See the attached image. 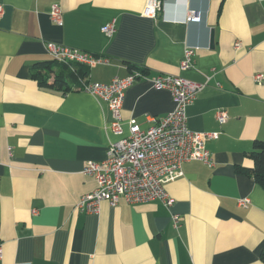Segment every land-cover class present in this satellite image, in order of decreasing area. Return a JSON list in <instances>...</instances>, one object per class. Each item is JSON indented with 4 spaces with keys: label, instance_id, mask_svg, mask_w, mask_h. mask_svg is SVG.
<instances>
[{
    "label": "crops",
    "instance_id": "crops-1",
    "mask_svg": "<svg viewBox=\"0 0 264 264\" xmlns=\"http://www.w3.org/2000/svg\"><path fill=\"white\" fill-rule=\"evenodd\" d=\"M161 2L147 18V0H0V264H264V189L237 172L253 166L247 155L264 139V0H224L219 17L222 0ZM54 4L61 26L50 18ZM189 11L200 21L187 22ZM113 20L109 38L102 29ZM49 42L107 59L91 67L90 83L142 67L150 77L205 84L187 110L188 126L219 134L206 145L215 166L184 163L166 186L170 208L121 200L80 213L76 205L97 187L83 174L86 164L105 160L119 138L106 103L33 80L34 67L52 60ZM188 50L193 66L181 71ZM173 109L169 91L135 82L122 109L125 135L129 119L146 130Z\"/></svg>",
    "mask_w": 264,
    "mask_h": 264
},
{
    "label": "built area",
    "instance_id": "built-area-1",
    "mask_svg": "<svg viewBox=\"0 0 264 264\" xmlns=\"http://www.w3.org/2000/svg\"><path fill=\"white\" fill-rule=\"evenodd\" d=\"M161 0H147L143 15L154 18L161 9ZM5 9L0 5V17ZM50 18L58 26L63 24V10L54 4ZM200 16L195 11H189L187 22H199ZM103 33L112 38L116 33V20L108 23L102 29ZM240 44H236L238 48ZM47 52L59 63H78L94 67L109 61L102 57L49 42ZM194 50V49H193ZM193 50L185 53L180 65L181 71L190 70L193 66ZM139 67L123 78H115L109 83H89L84 92L97 97L106 103L112 114L108 126L112 134L119 139L110 144L107 157L101 162L89 161L83 174L93 177L97 183L96 189L85 194L76 205L80 213L98 214L103 202L117 206L121 200L137 205L160 201L167 208L174 204L166 186L183 175V164L200 161L209 167H214L212 153L207 149L208 140H216L218 133H200L188 126V108L195 102L198 93L205 84L175 75H158L150 77ZM257 78L263 79L262 75ZM137 81H151L154 87L171 93L174 109L165 116L155 120L149 129L143 130L137 120L127 121L128 135H125L122 109L127 89ZM217 119L220 123L228 120L227 113L219 111ZM251 203L249 198H240L238 204L247 208ZM175 227L178 216H173ZM3 251L0 247V259Z\"/></svg>",
    "mask_w": 264,
    "mask_h": 264
},
{
    "label": "trees",
    "instance_id": "trees-1",
    "mask_svg": "<svg viewBox=\"0 0 264 264\" xmlns=\"http://www.w3.org/2000/svg\"><path fill=\"white\" fill-rule=\"evenodd\" d=\"M224 0H222L218 17L222 14ZM139 67H131V72ZM91 68L78 63H59L52 59L47 62L37 64L32 73V78L45 90H56L62 94L83 91L89 84ZM142 72L148 74L146 69ZM252 160L253 166L246 168L237 167V172L253 179L264 189V139L256 140L253 150L247 155ZM261 259L264 261V252Z\"/></svg>",
    "mask_w": 264,
    "mask_h": 264
},
{
    "label": "water",
    "instance_id": "water-1",
    "mask_svg": "<svg viewBox=\"0 0 264 264\" xmlns=\"http://www.w3.org/2000/svg\"><path fill=\"white\" fill-rule=\"evenodd\" d=\"M211 40H212V46L214 45V43H213V40H214V30L212 31V33H211Z\"/></svg>",
    "mask_w": 264,
    "mask_h": 264
}]
</instances>
